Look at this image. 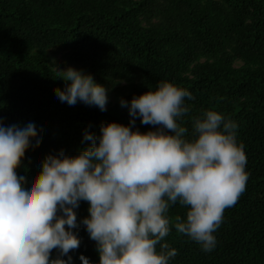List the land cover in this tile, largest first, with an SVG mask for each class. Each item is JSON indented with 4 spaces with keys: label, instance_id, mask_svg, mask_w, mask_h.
<instances>
[{
    "label": "trees",
    "instance_id": "1",
    "mask_svg": "<svg viewBox=\"0 0 264 264\" xmlns=\"http://www.w3.org/2000/svg\"><path fill=\"white\" fill-rule=\"evenodd\" d=\"M63 64L109 89L105 111L56 98L53 89L62 90L65 81L55 70ZM161 81L191 93L188 112L177 120L188 128L186 138L206 110L235 122L248 174L245 190L223 211L210 252L173 226L188 206L169 207L162 242L177 250L169 264H264V0H0V123L30 118L40 129L17 169L26 178L40 171L45 155L60 149L75 155L88 146L85 131L98 135L101 123L127 125L119 100ZM134 127L155 128L138 118ZM87 209L81 201L78 221ZM77 235L73 264L81 254L97 264L96 242L83 226Z\"/></svg>",
    "mask_w": 264,
    "mask_h": 264
},
{
    "label": "clouds",
    "instance_id": "2",
    "mask_svg": "<svg viewBox=\"0 0 264 264\" xmlns=\"http://www.w3.org/2000/svg\"><path fill=\"white\" fill-rule=\"evenodd\" d=\"M55 71L65 81L53 89L60 102L106 110L109 89L91 74L71 66ZM185 98L191 99L188 90L167 81L130 101L121 98L127 125L85 131L88 146L75 155L63 149L45 155L27 178L17 169L40 129L30 118L0 123V264H73L69 253L81 243V226L96 242L97 264H169L177 250L162 241L177 202L188 207L184 219L175 217L176 231L212 251L224 209L245 190L246 155L235 122L214 110L195 118L186 138L188 128L177 123L188 112ZM136 118L155 128L141 132ZM81 201L88 215L78 221ZM78 259L91 264L82 254Z\"/></svg>",
    "mask_w": 264,
    "mask_h": 264
},
{
    "label": "rangeland",
    "instance_id": "3",
    "mask_svg": "<svg viewBox=\"0 0 264 264\" xmlns=\"http://www.w3.org/2000/svg\"><path fill=\"white\" fill-rule=\"evenodd\" d=\"M66 67H68V66H66L65 64H63L62 67H61V69H64Z\"/></svg>",
    "mask_w": 264,
    "mask_h": 264
}]
</instances>
